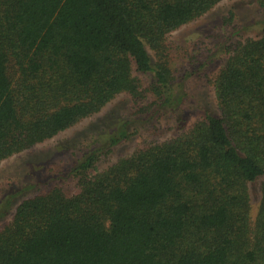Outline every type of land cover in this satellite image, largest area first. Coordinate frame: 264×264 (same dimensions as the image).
Here are the masks:
<instances>
[{"label": "trees", "instance_id": "trees-1", "mask_svg": "<svg viewBox=\"0 0 264 264\" xmlns=\"http://www.w3.org/2000/svg\"><path fill=\"white\" fill-rule=\"evenodd\" d=\"M221 1L0 0V163L118 96L143 105L135 122L112 109L26 162L24 187L3 199L0 218L15 213L0 264H264V184L253 229L247 189L264 176V25L215 79L217 112L206 107L188 130L168 65L148 52ZM168 115L178 136L89 176L130 127ZM89 135L102 147L81 151ZM71 151L79 192L27 197L41 170Z\"/></svg>", "mask_w": 264, "mask_h": 264}, {"label": "rangeland", "instance_id": "rangeland-1", "mask_svg": "<svg viewBox=\"0 0 264 264\" xmlns=\"http://www.w3.org/2000/svg\"><path fill=\"white\" fill-rule=\"evenodd\" d=\"M263 25L264 0H225L219 2L196 21L167 35L160 50L148 49L151 57L166 62L174 88L180 91V96L183 98L181 109L186 112L187 119L185 130L201 120V113L206 107H211L217 112V102L214 96L215 79L237 45L247 39H256ZM146 85L147 81L141 79L142 90ZM141 103L135 104L126 95L118 96L100 113L77 123L49 141L1 162L0 214H4L3 199L9 198V191L11 192L14 187H24L26 162L33 158L46 157L45 154H52L58 144L85 133L90 125L98 122L112 109H116L120 117L135 122L137 118H140L137 111L143 106ZM182 131L177 129L170 115L150 125L138 123L129 128L124 141L103 151L95 168L89 172V176L103 172L122 160L129 159L138 150L174 138ZM101 143V140L96 142L93 136L89 135L82 138L79 149L81 151L92 150L93 147L101 146ZM77 158L76 151H71L53 159L36 177L40 181L39 187H36L38 190H31L26 193V196L31 197L36 195L37 191L43 193L54 188L60 189L67 197L77 194L80 190L79 180L68 174L69 168ZM263 184L264 176L247 187L249 229H253L254 226L253 222ZM14 213L13 208L6 216L0 218V234L5 233L11 227Z\"/></svg>", "mask_w": 264, "mask_h": 264}]
</instances>
